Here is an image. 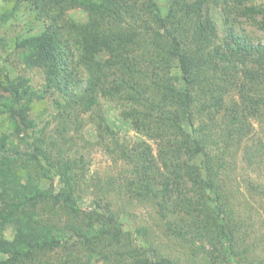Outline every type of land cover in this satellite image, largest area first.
Returning a JSON list of instances; mask_svg holds the SVG:
<instances>
[{
  "label": "trees",
  "instance_id": "16d2710c",
  "mask_svg": "<svg viewBox=\"0 0 264 264\" xmlns=\"http://www.w3.org/2000/svg\"><path fill=\"white\" fill-rule=\"evenodd\" d=\"M164 1L3 0L8 8H0V27L25 5L47 31L18 36L6 57L9 42L0 36V62L20 49L24 63L42 68L47 87L69 94L81 113L93 112L101 98L113 100L122 121L158 150L155 155L143 140L142 150L129 148L116 137L115 123L92 114L102 126L107 122L99 143L115 161L132 165V177H110L94 192V208L82 210L91 184L79 176L78 159L67 155L76 142L71 133L81 131L80 114L60 112L61 136H46V126L31 115L43 93L2 65L0 117L13 129L0 134V225L14 224L18 238L2 240L0 264H27L35 253L60 247L63 264H179L155 246L148 225L124 228L125 207L138 204L157 208L167 235L188 244L191 264H264L250 241L251 218L237 213L229 187L240 151L251 168L264 165V39L238 31L234 20L222 35L209 14L212 4L222 6L227 16H245L264 33V4ZM77 7L88 11L87 22L72 18ZM72 66L84 76L76 78ZM74 79L83 86L69 93L61 84ZM55 176L59 190L40 186L42 177ZM248 187L264 199V185L250 180ZM140 238L149 246L139 245Z\"/></svg>",
  "mask_w": 264,
  "mask_h": 264
},
{
  "label": "rangeland",
  "instance_id": "374dc122",
  "mask_svg": "<svg viewBox=\"0 0 264 264\" xmlns=\"http://www.w3.org/2000/svg\"><path fill=\"white\" fill-rule=\"evenodd\" d=\"M256 3H263L264 0H253ZM164 0H159L161 6L165 5ZM31 4V3H30ZM28 4V5H30ZM3 5L8 8V4L0 1V8ZM32 5V4H31ZM1 11V9H0ZM3 12V11H2ZM35 11L29 6H23L19 13V17L16 20H10L0 27V36L7 38L9 42V47L2 51V55H6L10 52L11 48H14V39L20 36H33L41 32L47 31L46 23L43 20L36 19L34 15ZM72 18L78 22H87L89 19V13L82 7H77L70 11ZM210 16L215 21L216 26L219 28V32L224 35L226 32V27L234 20L235 27L240 32H246L254 41H261L264 39V33L260 30L252 20L245 16H239L238 13H232L227 16L224 8L222 6L212 4L210 7ZM260 19V16H257ZM231 21V22H228ZM20 49L15 50L9 58L2 60L0 62V69L2 65H6L4 69L11 77L25 76L29 79V84L37 90L39 93H43V97L35 99L34 106L32 109V117L37 120L39 127L46 126V136L53 132L55 137L61 136V129H63L62 121H59L58 114L61 112L62 117L71 115L77 116L80 114L81 119V131L76 133H71L74 135L76 142L73 145L72 150H69L67 155L78 159L79 169L77 170L79 176L85 180V183L91 184V190L88 193H84L81 198L80 205L82 210L90 211L94 208L95 204V194L100 187L106 185V181L110 177L121 176V182H124L128 177H132L131 169L132 165L128 164L124 160L115 161L114 157L111 156L107 148L103 143H99V138L101 133L105 134V127L101 125L95 115V120L92 119V114H102L107 118L108 122L114 125V129L117 133V138L129 145V148H140L143 149V141H146L153 148V152L157 155L158 145L155 141L144 136L138 129L125 124L122 121L121 109L117 107L113 100H108L101 98L98 106L93 112L81 113L78 109L74 110L72 103L70 102V95L64 93L59 87L49 88L46 85V76L42 68L29 67L24 63V61L19 57ZM80 67V66H79ZM71 70L73 73L78 74L76 78H81L84 76L85 70L80 68L77 70ZM5 71H3L5 73ZM173 72H179L178 67L173 68ZM112 76L111 78H113ZM67 84V87H66ZM62 86L65 87L67 92H75L83 86L79 80L74 79L69 82L63 81ZM61 102L63 106H58L57 102ZM100 116V115H99ZM99 118V117H98ZM83 119V121H82ZM93 120V121H92ZM9 120L5 117H0V134L1 132L10 133L13 128H10ZM256 130L260 128L258 122H255ZM49 141V139H47ZM33 153V149L31 148ZM243 151H240L236 158V170L231 172V180L229 187L234 191V197L232 203L240 216L248 219L251 222L252 242L257 243V249L255 253L260 258H264V199L258 195H253L249 192L248 181L252 180L255 183L264 185V165L261 167L251 168L247 161L242 156ZM56 156V155H55ZM230 168V167H229ZM229 168L227 170L230 172ZM227 177V171L222 173V176ZM84 187V182L82 183ZM40 186L44 189H52L55 192L59 190L62 186V182L59 176L51 179L49 177H42L40 181ZM190 186V184H188ZM114 197H117L114 194ZM115 208L119 207L120 201ZM128 211L127 216L124 215L123 222L124 228L133 230L137 225H148L152 232H156L155 246L158 247L163 255H171L175 260H179V264H183L189 258V253L191 249L188 244L173 238L169 233L167 235L166 227L164 221L160 219L158 215L157 208H153L149 205L138 204L136 206H126ZM41 209V208H40ZM42 212H45L41 210ZM47 212V211H46ZM0 244L2 240H15L17 241L18 230L14 224L9 223L7 225H0ZM139 245L145 244L142 238L138 240ZM0 257L5 258L6 255L0 253ZM67 257L65 251L60 247L54 251H44L35 253L33 256V261H29L27 264H47L46 262H56L58 264H63ZM101 264V263H98ZM187 264H191L187 261Z\"/></svg>",
  "mask_w": 264,
  "mask_h": 264
}]
</instances>
